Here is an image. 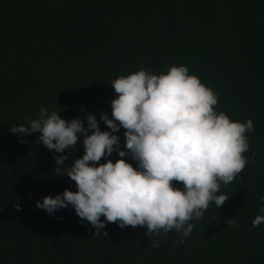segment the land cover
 Returning <instances> with one entry per match:
<instances>
[{
	"label": "trees",
	"instance_id": "16d2710c",
	"mask_svg": "<svg viewBox=\"0 0 264 264\" xmlns=\"http://www.w3.org/2000/svg\"><path fill=\"white\" fill-rule=\"evenodd\" d=\"M172 65L187 66L218 95V112L253 121L246 168L221 187L229 200L219 208L210 203L204 213L253 225L264 206V0H0V264H177L175 230L149 237L146 226L108 222L97 237L71 206L54 214L37 208L46 196L78 191L58 175L55 157L69 155L62 167H70L85 154L84 136L61 154L38 134L18 138L10 131L41 108L66 121L79 117L85 128L84 118L94 114L101 131H111L100 120L105 112L113 118L118 94L111 82L142 68L166 73ZM126 131L113 133L118 151H128ZM118 151L96 166L121 159ZM124 159L138 167L131 155ZM182 253L186 264H264V236L202 222Z\"/></svg>",
	"mask_w": 264,
	"mask_h": 264
},
{
	"label": "clouds",
	"instance_id": "9594fccd",
	"mask_svg": "<svg viewBox=\"0 0 264 264\" xmlns=\"http://www.w3.org/2000/svg\"><path fill=\"white\" fill-rule=\"evenodd\" d=\"M111 87L118 94L111 102L113 118L106 112L100 115L111 131H101L94 114L84 118L85 128L81 118L66 121L46 108L26 124L10 128L18 138L38 134L44 147L61 154L76 148L78 134L84 136L85 154L70 167H62L69 155L55 157L58 175L70 177L78 191L46 196L37 201V208L54 214L71 206L96 229L97 237L108 222L121 229L146 226L149 237L173 230L187 237L210 203L219 208L229 200L221 187L246 168L253 121H233L218 112V95L185 65H172L158 75L142 68L114 79ZM121 128L127 130L128 151H118L120 137L113 133ZM117 151L121 159L96 166ZM129 155L138 167L124 159ZM259 199L264 205V196ZM259 213L252 222L255 228L264 223V206ZM159 243L155 240L152 246Z\"/></svg>",
	"mask_w": 264,
	"mask_h": 264
},
{
	"label": "water",
	"instance_id": "95a60500",
	"mask_svg": "<svg viewBox=\"0 0 264 264\" xmlns=\"http://www.w3.org/2000/svg\"><path fill=\"white\" fill-rule=\"evenodd\" d=\"M202 222H224V223H226L232 227L245 229V230H248L250 232H254V233H257L259 235L264 236V228H262V227L255 228L252 224H249L245 221L238 220L237 218H235L231 215H228L226 213H214V214H210V215L206 214L203 218L194 220L193 221V223L195 224L194 230ZM190 235L185 237V236H182L181 234H179L175 240L174 251H175V258H176L177 264H186L185 258H184L183 253H182V245Z\"/></svg>",
	"mask_w": 264,
	"mask_h": 264
}]
</instances>
